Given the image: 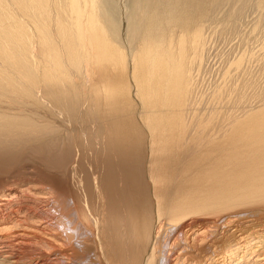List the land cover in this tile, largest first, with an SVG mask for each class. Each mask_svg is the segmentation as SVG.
I'll return each mask as SVG.
<instances>
[{
  "label": "bare ground",
  "instance_id": "bare-ground-1",
  "mask_svg": "<svg viewBox=\"0 0 264 264\" xmlns=\"http://www.w3.org/2000/svg\"><path fill=\"white\" fill-rule=\"evenodd\" d=\"M0 264H264V0H0Z\"/></svg>",
  "mask_w": 264,
  "mask_h": 264
},
{
  "label": "rangeland",
  "instance_id": "rangeland-1",
  "mask_svg": "<svg viewBox=\"0 0 264 264\" xmlns=\"http://www.w3.org/2000/svg\"><path fill=\"white\" fill-rule=\"evenodd\" d=\"M249 16H250V15H249ZM249 16H248V22H247V23H250V22H251L250 20H252V19H250V18H252V17H249ZM251 16H253V15H251ZM247 23L244 22V24H247ZM244 24H243V27L241 26V27H242V30H243V28H244V30L247 29V28H249V27H247L249 24H247V25H244ZM244 26H246L247 28H245ZM247 30H248V29H247ZM245 31H246V30H245ZM234 43L237 45V47H234L235 44H231L232 46H231V45H228V46H225V45H224V46H225V50L228 51V49H227L228 47H229V49H230L231 47H233V49L235 50V51H233V52H237V49L240 47L241 44L238 45V43H236V41H234ZM220 48H221V47H219L218 45H217V46H213V47H212V50H210V51L215 52V51L217 50V51L219 52V51H220ZM240 48H241V47H240ZM231 50H232V48H231ZM227 51H226L225 53H227ZM229 51H230V50H229ZM229 51H228V52H229ZM210 53H212V52H210ZM212 62H213V64H216V65H217V63H215V59H211V61H210L209 63H212ZM216 65H213V66H214V69H213V72H212V73H213L212 76H213V75H214V76L211 78L213 81H214V80H217L216 78H218V77H216V75L218 76V73H217L216 71H217L218 65L220 66L221 63H220V64L218 63L217 66H216ZM214 71H215V73H214ZM223 106H224V105H223ZM27 167H28V166H27ZM29 168H30V170H33L32 167L29 166ZM30 170H29V171H30ZM27 171H28V170H27ZM27 171H25V172H27ZM29 171H28V172H29ZM23 173H24V172H23ZM32 173H33V175H34V172H33V171H32ZM33 175H32V176H33ZM35 175H36V174H35ZM35 175H34V176H35ZM34 176H33V177H34ZM34 178H36V177H34ZM37 178H38V177H37Z\"/></svg>",
  "mask_w": 264,
  "mask_h": 264
}]
</instances>
